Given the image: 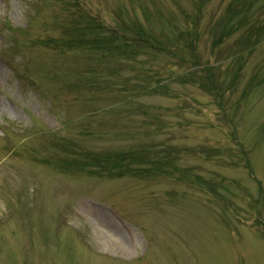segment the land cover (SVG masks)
<instances>
[{
	"label": "rangeland",
	"instance_id": "1",
	"mask_svg": "<svg viewBox=\"0 0 264 264\" xmlns=\"http://www.w3.org/2000/svg\"><path fill=\"white\" fill-rule=\"evenodd\" d=\"M0 264H264V0H0Z\"/></svg>",
	"mask_w": 264,
	"mask_h": 264
},
{
	"label": "trees",
	"instance_id": "2",
	"mask_svg": "<svg viewBox=\"0 0 264 264\" xmlns=\"http://www.w3.org/2000/svg\"><path fill=\"white\" fill-rule=\"evenodd\" d=\"M237 9H232V11L230 12V14H229V16H228V19H230L231 18V20L233 19V17H235V16H237V15H239L241 12H235ZM237 11H239V10H237ZM237 13V14H236ZM227 19V20H228ZM226 20V21H227ZM225 23H227V22H225ZM256 23H255V21H252L251 22V26H254ZM255 27V26H254ZM97 29H99L100 31H102V32H104V33H106L107 35H108V37L110 38H112V37H118V38H120V39H122V40H124L125 41V39H123V38H121L120 36H118L116 33H114V32H109V31H107V30H105L99 23H97ZM259 31V30H258ZM139 34L141 35V36H144V37H146V35H143L142 34V32H139ZM113 35V36H112ZM127 42V41H126Z\"/></svg>",
	"mask_w": 264,
	"mask_h": 264
},
{
	"label": "bare ground",
	"instance_id": "3",
	"mask_svg": "<svg viewBox=\"0 0 264 264\" xmlns=\"http://www.w3.org/2000/svg\"><path fill=\"white\" fill-rule=\"evenodd\" d=\"M111 221V223H112V225L117 229V223L115 222V221H112V220H110Z\"/></svg>",
	"mask_w": 264,
	"mask_h": 264
}]
</instances>
